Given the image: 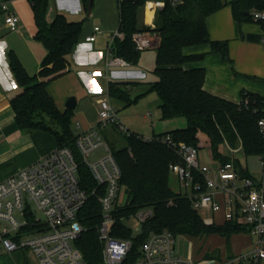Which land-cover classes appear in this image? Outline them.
<instances>
[{
	"label": "trees",
	"instance_id": "16d2710c",
	"mask_svg": "<svg viewBox=\"0 0 264 264\" xmlns=\"http://www.w3.org/2000/svg\"><path fill=\"white\" fill-rule=\"evenodd\" d=\"M91 2L92 0H88ZM146 0H124L119 5V30L123 38H115L112 51L133 64L140 61L142 51L135 48L133 34L149 26H138V9ZM223 0H185L173 6L166 3L155 18L154 31L159 42L156 50L153 73L157 76L149 82L148 91L157 92L163 119L185 117L187 125L162 134H171L175 141H183L200 149V133H205L214 159L225 163L231 158L223 153L229 144L240 147L246 156L264 159V131L258 121L264 117V97L242 91L240 103L218 97L204 89L205 68L185 69L184 63L200 59L204 54L187 55L186 46L209 43L213 51L228 54L226 41H212L206 19L218 10ZM234 17L238 21L252 20L254 10L264 9V0H232ZM48 0H33L37 27L36 38L42 41L47 54L38 75H30L15 56L10 67L21 92L11 99L15 112V125L24 132H46L57 146L73 149L79 162V181L89 194L97 187L89 167L82 162L77 149V133L73 127L72 109L61 111L48 91V84L63 75L68 68V56L79 43L82 21H71L58 13L52 22L46 19ZM264 22V21H259ZM129 82L111 81L109 96L130 105L132 98ZM161 134V135H162ZM127 144L113 149L121 168V185H125L128 199L123 206L115 207L112 235L132 240V249L121 264H134L141 256V248L152 232L169 229L174 234H186L194 238L218 234L225 238L226 245L234 234L247 232L242 224L228 221L224 224H206L194 209L185 193L175 191L170 185V163L179 158L165 143L145 140L142 135H125ZM242 174L245 171L239 160H234ZM150 212L141 221V230L134 234L126 224L125 217ZM84 231L76 241L88 264H106L103 244L99 238V225L103 220L102 205L98 198L90 195L78 213ZM203 248V247H202ZM243 264V263H242Z\"/></svg>",
	"mask_w": 264,
	"mask_h": 264
},
{
	"label": "built area",
	"instance_id": "2783aa9c",
	"mask_svg": "<svg viewBox=\"0 0 264 264\" xmlns=\"http://www.w3.org/2000/svg\"><path fill=\"white\" fill-rule=\"evenodd\" d=\"M124 0H118L120 5ZM185 0H146L145 8L152 15L164 8L166 3L173 6ZM2 7L7 9V4ZM254 21H264V9L252 12ZM7 26L19 30L20 17L15 13L6 16ZM149 29L134 32L135 48L144 51L155 47L159 42L154 31L153 19ZM95 26L88 41L96 40L102 33ZM123 38L118 30L111 36L106 57L107 66H130L131 62L113 53L115 38ZM264 41V36L262 37ZM99 127L113 124L125 135L129 129L118 116L108 96L99 99ZM264 131V117L259 121ZM77 133V149L97 187L87 193L80 185L79 162L72 148L57 146L34 162L0 181V253H13L19 250L31 251L40 264H88L83 252L76 245L84 231L78 213L90 195L98 198L102 205L103 220L99 225V238L103 244V257L106 264H121L132 249V240L112 235L113 211L122 192L121 168L110 144L104 140L98 129ZM143 137V136H142ZM165 143L175 151L178 160L170 163V171L179 179L185 194L198 212L208 211L212 215L225 211L226 222L232 221L245 226L256 236L252 249L237 255L234 260L240 264H264V159L259 157L263 167L260 179L245 175L236 167L234 160L208 165L201 162L199 148L183 141H175L171 134H158L143 137ZM99 147L105 155L94 162L88 158ZM233 153L240 148L231 149ZM35 204L36 210L31 206ZM150 212L135 215L139 223ZM204 222L215 224V216H207ZM226 261L221 264H229ZM134 264H195L191 257L177 251V235L169 229L152 232L141 248V256Z\"/></svg>",
	"mask_w": 264,
	"mask_h": 264
},
{
	"label": "crops",
	"instance_id": "0c3cea01",
	"mask_svg": "<svg viewBox=\"0 0 264 264\" xmlns=\"http://www.w3.org/2000/svg\"><path fill=\"white\" fill-rule=\"evenodd\" d=\"M223 1L225 3L207 17L206 23L212 41L228 43L227 57L221 51H213L209 43L190 45L184 47L185 54H204V56L185 62L183 67L187 70L205 68L204 89L234 103H240L242 91L256 93L264 97V41L262 40L264 22H257L253 19L241 22L236 20L232 10V0ZM3 3L7 4V9L2 7ZM89 3L88 0H48L46 13L48 22H52L58 13H63L71 21L83 22L79 43L68 56L69 63L66 72L48 84V91L61 111L69 109L66 102L71 96L76 97V108L72 110L74 115L76 112L78 116L83 114L82 109L87 108L88 100L94 103V113L98 116L99 99L108 96L111 101L112 97L108 92L111 81L129 82L127 89L130 92L133 87L143 82V78H147V71L151 70L145 65V57H141L137 64L131 63L126 67L106 65L111 37L103 30L98 34L96 40L88 41L87 36L93 33L95 26L92 28L91 22L84 25L86 19H80L84 13H87V17L91 15L92 9L89 10ZM99 3L100 0H92V8L95 4L99 6ZM109 4L114 5V0H109ZM11 12L20 17L19 30L13 31L6 24V16ZM147 12L146 24L139 23L138 16L140 28L148 26L151 19L155 22L156 14L152 15L150 11ZM36 32L33 0H0V169L3 171L2 174H5V177L0 181L56 147L53 137L46 132L28 133L17 128L15 112L11 105V99L22 90L16 83L10 67L11 57L15 56L28 74L32 76L38 75L42 69L47 48L42 41L36 38ZM155 58L156 52L154 67ZM154 78L156 79L157 76ZM150 114L151 112H148L147 116ZM160 115L162 117L161 110ZM180 118L164 119L170 122V127H164V129L160 127L153 135L185 127L187 125L186 118ZM98 122V117L94 124L80 119V125L86 129L84 131L96 129ZM201 135L207 138L205 133L202 132L200 137H202ZM42 144H45L46 147L40 148ZM237 148L240 147L235 148L226 144L223 147V153L231 160H239L241 167L249 172L245 175H252L245 161L246 156L242 151L233 153L231 150ZM213 161L216 164L221 163L216 159ZM199 214L203 219L210 215L215 216L216 224L226 222L224 210L215 215L208 211H201ZM246 233L251 232L248 230L232 235V252L230 254L227 252L225 238L218 234L212 235L222 237L225 245L223 255L214 254L210 248L203 249L201 245H196L199 239L186 234L177 235V251L185 257L193 258L195 264H221L230 260L233 262L229 264H240L234 258L245 253L241 249H235L233 238ZM212 235L210 236L212 237ZM253 243H251V248ZM0 264L40 263L31 251L19 250L13 253H0Z\"/></svg>",
	"mask_w": 264,
	"mask_h": 264
},
{
	"label": "rangeland",
	"instance_id": "374dc122",
	"mask_svg": "<svg viewBox=\"0 0 264 264\" xmlns=\"http://www.w3.org/2000/svg\"><path fill=\"white\" fill-rule=\"evenodd\" d=\"M147 15L148 12L145 10L144 6L140 7L138 12L139 23L146 24ZM80 19H86L84 25L91 22L92 28H94L96 25L100 26L106 32V34L111 37L119 28L120 17L118 0H114V5H110L109 0H100L99 6H96V4L93 6L91 15L89 17H87V13H84V16L82 18L80 17ZM155 52V48L142 51L141 57H145V65L151 70L147 71V78H143V82L138 84V86L133 87L130 91L131 97L136 99V101L126 106L123 100L111 98V103L118 111L119 118L123 121L129 131L142 135L143 137H153V133L157 132L160 127L164 129V127H170L171 125L169 121H165L160 115L159 105L161 100L157 92L148 91V81L153 80L155 79L154 77H156L153 74ZM87 103V108L82 109V115L78 116V113L76 112L74 115L73 127L78 132L86 130L80 125L81 118L87 120L88 123L91 124L96 122L97 117L99 118V114L97 116L94 113V103H91V100H88ZM148 112H151V114L147 116ZM181 118L184 119V117ZM96 129L100 131L104 140L107 141L113 149L122 148L127 144L125 134L113 124H108L103 127L97 126ZM201 136L199 149L200 160L201 162L210 166L215 165L216 163L213 161L214 159L211 155L208 139L204 135ZM45 147V144L40 146V148ZM103 155H105V150L103 147H99L91 154L88 160L89 162H94ZM245 161L252 175L257 179H260L263 176V167L259 160V156L246 157ZM2 172L3 171L0 169V180L5 177V174H2ZM170 185L177 192H185L179 179L172 172L170 173ZM127 199L128 196L126 187L123 185L118 206H123ZM31 206L34 210H36L35 204L33 202L31 203ZM135 217V215H130L129 217H125L124 221L126 220V224L132 227L134 234H138L141 230V221L139 223V220ZM255 240L256 236L251 233L238 235L233 238L234 247L235 249H241L243 253H247L252 249L251 243H253ZM196 243V245H201V247H203L205 250L208 248L212 249L214 254L219 256L224 254L225 245L222 237L220 236H202ZM227 252L228 254L232 252L231 242L230 244L228 243Z\"/></svg>",
	"mask_w": 264,
	"mask_h": 264
},
{
	"label": "water",
	"instance_id": "95a60500",
	"mask_svg": "<svg viewBox=\"0 0 264 264\" xmlns=\"http://www.w3.org/2000/svg\"><path fill=\"white\" fill-rule=\"evenodd\" d=\"M92 9V4L91 2L89 3V10ZM76 104H77V100H76V97L75 96H71L67 102H66V106L69 108V109H75L76 108Z\"/></svg>",
	"mask_w": 264,
	"mask_h": 264
},
{
	"label": "bare ground",
	"instance_id": "6f19581e",
	"mask_svg": "<svg viewBox=\"0 0 264 264\" xmlns=\"http://www.w3.org/2000/svg\"><path fill=\"white\" fill-rule=\"evenodd\" d=\"M152 13V12H151Z\"/></svg>",
	"mask_w": 264,
	"mask_h": 264
}]
</instances>
